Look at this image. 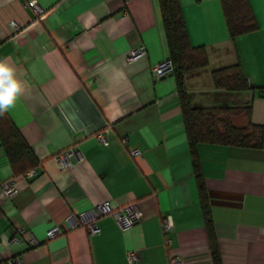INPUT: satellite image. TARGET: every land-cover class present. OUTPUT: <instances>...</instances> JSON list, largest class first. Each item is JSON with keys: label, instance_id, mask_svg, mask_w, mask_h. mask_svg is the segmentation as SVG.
<instances>
[{"label": "crops", "instance_id": "crops-1", "mask_svg": "<svg viewBox=\"0 0 264 264\" xmlns=\"http://www.w3.org/2000/svg\"><path fill=\"white\" fill-rule=\"evenodd\" d=\"M180 2L191 43L209 56L186 74L190 103L249 102L264 127V0H249L258 28L234 39L219 0ZM139 45L145 53L129 60ZM167 55L158 0H0V59L24 85L7 114L39 159L32 176H13L0 146V264H128V249L134 264H213L175 78L152 69ZM236 61L249 88H215L211 70ZM197 147L221 264H264V145ZM68 148L72 165L61 168L54 155ZM104 200L136 202L142 217L122 228L100 215L96 233L66 220ZM51 223L59 232L48 237Z\"/></svg>", "mask_w": 264, "mask_h": 264}, {"label": "trees", "instance_id": "trees-1", "mask_svg": "<svg viewBox=\"0 0 264 264\" xmlns=\"http://www.w3.org/2000/svg\"><path fill=\"white\" fill-rule=\"evenodd\" d=\"M230 39L253 31L258 24L249 0H219ZM162 27L172 60V74L178 89L183 129L186 135L193 173L196 178L201 210L207 231L213 264H221L207 189L201 168L198 143H220L239 146L262 147L264 127L250 118V103H232L212 106L192 105L186 91V74L209 64L207 48L190 41L180 0H158ZM212 84L225 91L249 88V82L239 61L217 67L210 72ZM238 119L242 122H238ZM0 146L10 164L13 176L35 168L39 159L19 128L7 112L0 116Z\"/></svg>", "mask_w": 264, "mask_h": 264}, {"label": "built area", "instance_id": "built-area-1", "mask_svg": "<svg viewBox=\"0 0 264 264\" xmlns=\"http://www.w3.org/2000/svg\"><path fill=\"white\" fill-rule=\"evenodd\" d=\"M34 9L38 14H41L43 12V9L38 7L37 5H34ZM13 26L15 25V22L11 23ZM145 53V48L142 45H139L138 47H135L129 51L127 54V58L129 60H134L140 56H142ZM153 72L156 77H160L166 74H169L172 71V60L170 57L166 56L159 61H157L153 67ZM99 140L106 144L107 138L106 134L101 132L98 134ZM74 153L73 149H64L54 155V158L61 168H69L72 165L71 155ZM130 153L132 155H137L140 153V150L137 148L130 149ZM80 156V155H78ZM35 173V169L31 168L28 169L24 176L29 177L32 176ZM3 190L7 194L13 193L16 188L12 183H5L3 184ZM88 214L87 211H80L78 213V219L74 220L73 222H70L69 219H71V216H68L66 220L70 223L71 226L74 225H80L82 224L85 226L87 231L91 233H96L99 231V227L95 222L96 217L104 214H110L112 215L118 225L122 228L129 227L135 223H137L141 217H142V211L137 205L136 202H130L122 206L113 207L109 200H104L96 205H94L93 209L90 210ZM162 228L164 232H169L173 229V221L170 216L165 215L162 218ZM18 231L20 233L23 232V227H18ZM59 232V228L55 223H51L50 226L46 229V235L48 237H53L55 234ZM16 237H13L14 240ZM31 242L35 243V240L31 237L29 239ZM171 241V238L169 236L165 237V243L169 244ZM126 260L128 264H134L140 261V254L136 249H128L125 254ZM169 261L171 264H176L178 262V257L176 256H170ZM20 259L17 256L11 257L5 264H19Z\"/></svg>", "mask_w": 264, "mask_h": 264}, {"label": "clouds", "instance_id": "clouds-1", "mask_svg": "<svg viewBox=\"0 0 264 264\" xmlns=\"http://www.w3.org/2000/svg\"><path fill=\"white\" fill-rule=\"evenodd\" d=\"M24 93V85L17 78L15 68L8 59H0V116L15 105Z\"/></svg>", "mask_w": 264, "mask_h": 264}]
</instances>
